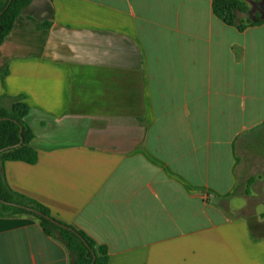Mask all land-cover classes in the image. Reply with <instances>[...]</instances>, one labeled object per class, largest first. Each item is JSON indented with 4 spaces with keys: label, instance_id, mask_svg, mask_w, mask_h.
Here are the masks:
<instances>
[{
    "label": "crops",
    "instance_id": "obj_1",
    "mask_svg": "<svg viewBox=\"0 0 264 264\" xmlns=\"http://www.w3.org/2000/svg\"><path fill=\"white\" fill-rule=\"evenodd\" d=\"M15 98L39 159L7 162L9 187L109 264H264V181L242 196L239 172L264 124V24L226 26L213 0H35L0 46V107ZM70 263L37 220L0 217V264Z\"/></svg>",
    "mask_w": 264,
    "mask_h": 264
},
{
    "label": "trees",
    "instance_id": "obj_2",
    "mask_svg": "<svg viewBox=\"0 0 264 264\" xmlns=\"http://www.w3.org/2000/svg\"><path fill=\"white\" fill-rule=\"evenodd\" d=\"M34 1L0 0V46L13 31L22 12ZM253 1L255 4H260L264 0ZM213 12L226 26L236 28L241 33L250 27L264 24L262 19L258 18L254 21L250 18L251 7L247 0H213ZM241 16L246 18L240 19ZM30 111V107L24 103L22 98L14 99L11 110L0 107V118L6 119L0 121V150L18 145L21 142L20 131L23 130V144L0 154V217L25 216L37 220L47 236L59 239L65 244L71 255L70 264H92L94 255L96 256L94 264H109L110 254L107 246L99 244L84 231L61 222L47 207L9 187L3 173L7 162L35 165L39 159L38 152L32 145L35 138L34 131L26 122ZM30 210H35L41 215ZM53 220L60 225L55 224Z\"/></svg>",
    "mask_w": 264,
    "mask_h": 264
},
{
    "label": "rangeland",
    "instance_id": "obj_3",
    "mask_svg": "<svg viewBox=\"0 0 264 264\" xmlns=\"http://www.w3.org/2000/svg\"><path fill=\"white\" fill-rule=\"evenodd\" d=\"M248 4L251 7L250 18L256 21L258 18L264 20V1L260 4H255L254 1H248ZM245 16H241L240 19H245ZM166 136H172V129L165 128L162 130V133ZM256 139L249 141L246 150L242 153V159H240V176H241V185H242V196H247V189L245 185H258L260 182L264 181V124L255 129ZM179 132L173 133V135H178ZM182 135V134H181ZM252 134V136H255ZM245 139H242L241 146L244 147L243 143ZM244 149V148H243ZM246 153V154H245ZM241 157V156H240ZM242 164V165H241ZM1 171V169H0ZM257 173H256V172ZM262 178V179H261ZM261 179V180H260ZM251 182V183H249ZM244 200L242 198H237L234 200L235 204H241ZM258 211H264V204H259Z\"/></svg>",
    "mask_w": 264,
    "mask_h": 264
},
{
    "label": "water",
    "instance_id": "obj_4",
    "mask_svg": "<svg viewBox=\"0 0 264 264\" xmlns=\"http://www.w3.org/2000/svg\"><path fill=\"white\" fill-rule=\"evenodd\" d=\"M2 120H6V119H1V118H0V121H2ZM22 133H23V130L21 129V131H20L21 142H20L18 145L11 146V147H9V148H6V149H2V150H0V154H1V153H4V152H7V151H9V150H12V149H16V148H18L19 146H21V145L23 144ZM30 211L33 212V213H36V214L41 215V213H39V212H37V211H35V210H30ZM46 218L49 219V220H52V219H50L49 217H46ZM53 222H54L55 224H57V225H60V224H58V223H57L56 221H54V220H53ZM95 260H96V256L94 255V260H93L92 264H94Z\"/></svg>",
    "mask_w": 264,
    "mask_h": 264
}]
</instances>
